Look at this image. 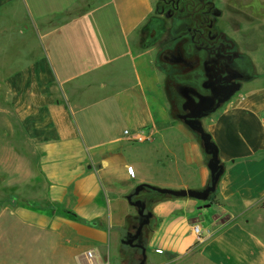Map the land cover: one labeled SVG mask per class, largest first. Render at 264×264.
<instances>
[{
    "label": "crops",
    "instance_id": "1",
    "mask_svg": "<svg viewBox=\"0 0 264 264\" xmlns=\"http://www.w3.org/2000/svg\"><path fill=\"white\" fill-rule=\"evenodd\" d=\"M17 1L0 0L2 14ZM21 1L40 23L87 8L44 34L38 24L34 39L25 25L18 28L17 66L4 65L16 69L2 84L15 103L17 140L33 152L14 196L0 201V262L43 264L45 252L50 264H92V252L93 264H112L114 252L115 264H136L135 249L123 253L126 227L103 182L120 152L130 155L121 172L129 178L125 168H132L139 185L202 191L210 182L199 135L185 123L157 121L145 61L151 51L131 46L156 0ZM253 28L264 33V20ZM247 30L233 38L248 78L203 121L225 167L216 200L169 197L153 205L147 264H264V52ZM126 131L152 139L136 147Z\"/></svg>",
    "mask_w": 264,
    "mask_h": 264
},
{
    "label": "rangeland",
    "instance_id": "2",
    "mask_svg": "<svg viewBox=\"0 0 264 264\" xmlns=\"http://www.w3.org/2000/svg\"><path fill=\"white\" fill-rule=\"evenodd\" d=\"M218 1V5L225 12V20H223L226 22L228 30L234 28L233 30L236 29L241 32L245 28L249 29L247 30V36L250 38H259L261 41V44L258 46L259 54L260 52H264V33L257 32L253 28V25L257 26L264 20V0ZM86 2L88 0H83V3ZM21 3L22 1L20 2L19 0L13 6L6 7L5 9H7L8 15H3L0 11V201L14 196L12 189L22 180L23 175L25 177L27 176V168H30L28 167V163L32 160L31 156L33 152L30 144L23 142L24 140L21 139V142L17 140L23 136H21L22 134L18 130L15 116V103L11 101L8 89L2 84L6 75L16 71L13 68L8 70L4 65L11 67L15 61V65L17 66V60L15 59L18 57L21 46V40L18 38V28L24 25L25 28H29L28 39H30L37 34L35 26L38 24H40L41 34H44L50 30L49 25L54 29L61 24L67 23L72 17L80 14L87 8V6L81 4L68 13L53 16L40 23L34 14V7H23ZM40 8L43 10L44 7ZM4 17L6 20L2 19ZM177 28L178 24L176 20H169L155 12L137 32V37L131 41L132 48L137 49L138 52L144 53L151 51V54L146 56L145 61L149 67L148 70L151 72V79L154 83L150 96L152 107L159 123H184L177 117V112H181L182 110L183 98L177 92L176 86L191 84L200 89V84L203 81V75L199 69L195 72L187 73L185 71L184 73L180 67L169 63L162 57L166 49L175 46L177 37L173 31L175 32ZM45 43L47 41H41L40 46L42 49H44ZM120 129L122 130L123 126ZM146 143L134 145L136 147L140 145L143 148L141 145ZM120 153L122 155H118L114 166L110 169L112 173L108 174L109 176H106L103 182L107 193H109V198L113 203L114 212L122 215V219L124 220L126 228L121 230V236H123L126 232H133V227L138 225V221L136 220L138 218L137 210L128 203L127 196L139 184L137 179L129 174L128 169L125 168V171H127V177L129 178H126L121 172L124 159L127 161L130 155H125L122 151ZM21 158L25 160L26 165L22 164L23 161ZM150 185L160 187L155 185V183ZM144 197L146 198V196L141 195L137 199H143ZM121 247L123 253H129L131 251L123 244ZM113 251L117 250L113 248ZM45 255V252L41 255L43 264H50L45 259ZM136 255L139 260V254L136 253ZM110 261L112 264H115L114 252ZM10 263L29 264L27 262H21L18 259H13ZM109 263L107 262V264ZM102 264L106 263L103 262Z\"/></svg>",
    "mask_w": 264,
    "mask_h": 264
},
{
    "label": "flooded vegetation",
    "instance_id": "3",
    "mask_svg": "<svg viewBox=\"0 0 264 264\" xmlns=\"http://www.w3.org/2000/svg\"><path fill=\"white\" fill-rule=\"evenodd\" d=\"M218 2L156 0L155 12L169 20H176L178 24L177 30L173 31L177 42L173 48L166 49L162 57L180 67L184 73L199 69L203 75L200 89L191 84L176 86L177 92L183 98L182 110L177 112L178 119L189 113L184 110L185 106L189 109L194 107L189 97L194 98L196 102H199L201 97L211 98L214 106L220 104L218 111L224 105L222 101L229 94L231 87H236L233 83L241 84L248 78L245 70L248 61L241 55L240 46L233 38V32L239 30H228L224 21L225 12ZM181 87L190 88L193 92L182 90V93ZM237 95L238 93L234 97Z\"/></svg>",
    "mask_w": 264,
    "mask_h": 264
},
{
    "label": "water",
    "instance_id": "4",
    "mask_svg": "<svg viewBox=\"0 0 264 264\" xmlns=\"http://www.w3.org/2000/svg\"><path fill=\"white\" fill-rule=\"evenodd\" d=\"M241 78V77H238ZM236 87L230 89L229 94L222 101L223 104L230 101L235 94L239 93L241 90V84L233 83ZM182 90H187L188 92H193L190 88L181 87ZM193 108L189 109L187 106L184 110L189 111L188 114L179 117L194 133L199 135L205 153L210 157L208 168L210 170V182L208 186L202 190H173L168 188H160L152 186L148 183H143L135 187V189L127 196L128 203L136 208L138 214V225L133 227V232H129L125 239L121 242L123 245L139 249L141 251V258L139 264H147L148 254H147V242L144 237V230L150 225L151 220L154 215L152 212H148L147 203L141 199H137L141 193L145 191H152L160 195L174 197V198H190L195 199L200 202H207L212 194L217 190V186L220 182L221 177L225 172V167L219 159V149L218 146L212 140V136L205 130L203 126V119L209 117L211 114L215 113L220 107V104L214 106V101L211 98H200L199 102H196L194 98L189 97ZM194 110L196 111L194 113Z\"/></svg>",
    "mask_w": 264,
    "mask_h": 264
},
{
    "label": "trees",
    "instance_id": "5",
    "mask_svg": "<svg viewBox=\"0 0 264 264\" xmlns=\"http://www.w3.org/2000/svg\"><path fill=\"white\" fill-rule=\"evenodd\" d=\"M199 139H200V137H199ZM217 193H218V190H216V192L211 195V197L209 198V202H211V203L215 202L216 197H217ZM141 195L142 196H146V198L144 197L141 200H143V201H145L147 203V210H148V212H151V207L153 205L157 204L158 202H160V201H162V200H164L166 198H169V197H166L164 195H160V194L155 193V192H152V191H145V192L141 193ZM136 220L138 221V218ZM135 226H137V225H135ZM128 233L129 232H126L125 235L122 236V240L126 238V236H127ZM144 237H145V234H144ZM146 242H147V240H146ZM125 247L128 248V249H130V250L131 249H134V248H131V247H128V246H125ZM135 250L137 251L136 253H138L139 256H140V258H141V251L139 249H135ZM139 260L136 262V264H139Z\"/></svg>",
    "mask_w": 264,
    "mask_h": 264
},
{
    "label": "built area",
    "instance_id": "6",
    "mask_svg": "<svg viewBox=\"0 0 264 264\" xmlns=\"http://www.w3.org/2000/svg\"><path fill=\"white\" fill-rule=\"evenodd\" d=\"M125 134L129 135L130 138L138 143H146V142H149L151 141L152 137L151 135H148L146 133V131H143V132H138L136 134H131L126 131ZM128 172L130 175H132L133 177H135V174H134V171L132 168H128ZM194 233H196L197 235L200 234V227L198 225H196L194 227ZM158 253H160V251H158ZM86 257L88 258L89 262L90 263H94V253L92 252H88V254L86 255Z\"/></svg>",
    "mask_w": 264,
    "mask_h": 264
}]
</instances>
